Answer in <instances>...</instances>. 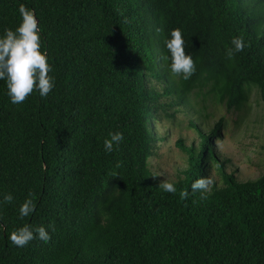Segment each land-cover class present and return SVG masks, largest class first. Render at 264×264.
Returning <instances> with one entry per match:
<instances>
[{"label": "trees", "instance_id": "16d2710c", "mask_svg": "<svg viewBox=\"0 0 264 264\" xmlns=\"http://www.w3.org/2000/svg\"><path fill=\"white\" fill-rule=\"evenodd\" d=\"M20 4L35 13L55 86L12 105L0 81V200L13 196L0 205V264H264V174L227 173L214 145L223 119L207 133L193 124L198 145L179 141L175 193L149 167L153 124L171 109L247 113L257 93L264 110V0H0V34ZM174 28L195 65L187 80L168 68ZM237 36L246 46L229 58ZM213 169L222 186L194 192ZM29 194L35 210L21 218ZM25 224L50 239L16 247L8 234Z\"/></svg>", "mask_w": 264, "mask_h": 264}, {"label": "clouds", "instance_id": "9594fccd", "mask_svg": "<svg viewBox=\"0 0 264 264\" xmlns=\"http://www.w3.org/2000/svg\"><path fill=\"white\" fill-rule=\"evenodd\" d=\"M19 22L14 29H4L0 34V81H4L6 95L12 105L21 104L27 96L34 91L41 98H45L55 86L54 77L50 76L51 66L45 52L41 50V36L38 21L33 10L20 4L18 8ZM232 48L226 50L229 58L234 53L244 49L245 41L237 36L231 40ZM167 51L166 59L169 61V71L185 80L189 79L195 72V65L190 54L184 50V39L179 28L171 29L168 37L164 40ZM124 139L119 131L109 132L103 140L105 153H111L119 147ZM204 178L195 180L191 188L197 190H208V184ZM159 187L168 193H175L173 183L162 181ZM187 193L181 192V196ZM29 194L19 206L18 213L21 218L28 217L35 210V204ZM13 196L4 194L0 205L11 203ZM8 239L16 247H24L35 240L48 241L50 235L44 226L33 227L22 225L8 234Z\"/></svg>", "mask_w": 264, "mask_h": 264}, {"label": "rangeland", "instance_id": "374dc122", "mask_svg": "<svg viewBox=\"0 0 264 264\" xmlns=\"http://www.w3.org/2000/svg\"><path fill=\"white\" fill-rule=\"evenodd\" d=\"M251 103L249 112L232 115L223 106L211 101L201 104L199 114L189 106L169 110V114L177 111L172 120L166 119L161 124H153L158 141L154 145V156L149 162L151 172L159 182H176L187 168V156L178 146L179 141L182 140L186 146L198 145L199 139L193 124L199 125L207 133L217 123H222L223 119L220 136L214 140V145L221 160L227 161V173L234 174L239 182L257 180L264 174V110L257 93L253 94ZM203 108L206 109L203 111ZM208 181L209 190L222 186L214 169L211 170Z\"/></svg>", "mask_w": 264, "mask_h": 264}]
</instances>
